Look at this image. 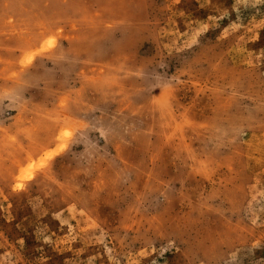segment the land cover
Segmentation results:
<instances>
[{
    "label": "rangeland",
    "instance_id": "rangeland-1",
    "mask_svg": "<svg viewBox=\"0 0 264 264\" xmlns=\"http://www.w3.org/2000/svg\"><path fill=\"white\" fill-rule=\"evenodd\" d=\"M0 264H264V0H0Z\"/></svg>",
    "mask_w": 264,
    "mask_h": 264
}]
</instances>
